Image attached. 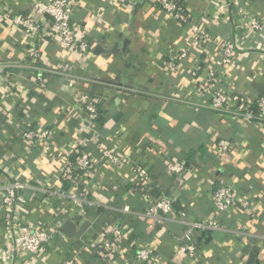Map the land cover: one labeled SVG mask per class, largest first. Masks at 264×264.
I'll use <instances>...</instances> for the list:
<instances>
[{
    "label": "crops",
    "instance_id": "crops-1",
    "mask_svg": "<svg viewBox=\"0 0 264 264\" xmlns=\"http://www.w3.org/2000/svg\"><path fill=\"white\" fill-rule=\"evenodd\" d=\"M180 1L184 17L176 20L162 12L161 0H77L71 24L89 44L81 53L45 35V17L38 35L12 22L16 14H29V0H0V264H264V120L232 111L238 103L255 109L264 92V35L242 25L251 17L264 20V0ZM206 31L211 40L199 42ZM225 39L234 56L220 84L238 101L217 112L199 85L218 64ZM32 46L36 60L28 55ZM80 90L100 99L101 124L89 122L76 102ZM26 130L48 134L30 141ZM220 139L230 150L214 157ZM80 142L92 160L80 185L94 203L86 208L49 195L66 193L61 162ZM96 142L115 144L124 164L107 162ZM175 162H184L183 173L168 171ZM135 164L144 166L175 211L186 210L188 221L218 222L196 234V254L180 249L186 230L180 222L148 227L141 212L149 204L132 181ZM220 180L237 196L222 214L210 200ZM14 181L25 186L7 211L3 187ZM59 206L60 226L69 217L75 224L72 236L57 234L37 254L10 252L14 222L57 226ZM110 223L122 232L111 242L117 253L108 256L99 244ZM139 248L149 251V262L134 260Z\"/></svg>",
    "mask_w": 264,
    "mask_h": 264
},
{
    "label": "built area",
    "instance_id": "built-area-1",
    "mask_svg": "<svg viewBox=\"0 0 264 264\" xmlns=\"http://www.w3.org/2000/svg\"><path fill=\"white\" fill-rule=\"evenodd\" d=\"M30 12L29 14H16L12 17V22L20 26L24 32L31 35H38L40 32L39 22L40 18H47L50 22V28L45 35L51 38H57L59 43L69 49L77 50L81 53H86L89 44L79 36L75 27L71 24V17L77 5V0H29ZM161 9L164 14L171 15L176 20L182 19V6L178 5L176 0H161ZM243 28L247 32L255 31L264 35V20L261 22L257 18L245 19L242 23ZM210 32H201L198 34V41L208 43L211 40ZM28 55L32 60H36L39 56V51L36 47L32 46L28 50ZM234 46L225 39L220 43V56L217 65L212 66L205 74L203 82L199 85L202 93L207 95L209 99V107L217 112L224 111V108L230 102H237V97L233 96L231 99L226 94L220 84V77L223 73L225 65L233 59ZM169 67L173 69L175 62H169ZM2 67L0 66V71ZM199 70V68L197 69ZM196 72H194L195 74ZM42 76L35 77L36 82H42ZM76 102L87 114L89 122L94 123L98 115V103L100 99L90 95L84 90L77 92ZM239 104V105H238ZM236 105L237 111L232 110L234 113L238 112L243 119L251 120L255 117L264 120V92L259 96L255 103V109L249 110L248 104L238 103ZM48 132L43 131H24L23 135L26 140L34 141ZM86 140L83 141L84 144ZM82 142L74 146L70 152L64 157L60 166V178L64 184L67 185L66 193L63 192H49V195L66 198L71 204L82 206L83 208L91 207L94 203L90 198L83 196L80 191L82 179L88 177L92 171V160ZM96 149L100 152L101 157L113 164L122 165L125 158L117 151V146L112 144L107 147L99 142L95 143ZM215 150L212 151L214 157H221L228 153L230 150V142L227 139H220L215 145ZM185 168L184 162L171 163L168 166V171L181 174ZM133 183L142 188V197L148 202V207L141 212V216L146 221L150 229L161 226L169 219L176 220L183 224L185 227L184 238L185 241L180 245V249L190 255L196 254V234L200 231L212 230L218 227V222L215 220L205 222L188 221L186 219V210L175 211L172 201L166 195L159 194L153 196L150 193L152 189V182L148 173L142 164H135L132 169ZM24 184L19 181L7 183L3 187L2 203L7 211H11L14 201L19 198L18 191L24 188ZM210 200L214 209L218 214L225 213L228 208L237 202V196L233 189L223 180H220L210 194ZM246 202H241V206H246ZM63 208L59 206L56 212V221L61 224L60 217L63 213ZM124 211L129 212L127 208ZM70 218V217H69ZM60 224L57 226H43L38 227L31 221H17L11 227V245L10 252L16 251L25 254H37L42 248L55 238L61 232L58 230ZM107 236L106 240L99 244V248L106 250V255L117 253L118 245H113L111 242L117 240L122 232L121 225L110 223L102 229ZM134 260L140 262H149L150 253L145 248H139L134 252ZM64 264H72L71 260L66 261Z\"/></svg>",
    "mask_w": 264,
    "mask_h": 264
},
{
    "label": "trees",
    "instance_id": "trees-1",
    "mask_svg": "<svg viewBox=\"0 0 264 264\" xmlns=\"http://www.w3.org/2000/svg\"><path fill=\"white\" fill-rule=\"evenodd\" d=\"M176 2H177L178 5H181V1L180 0H176ZM97 107H98V115L95 118L94 123L99 125V124H101L103 122V119H104L103 115H104L105 111L102 110L101 101L98 103ZM150 193L153 196H158L159 195V190L152 186V189L150 190Z\"/></svg>",
    "mask_w": 264,
    "mask_h": 264
},
{
    "label": "water",
    "instance_id": "water-1",
    "mask_svg": "<svg viewBox=\"0 0 264 264\" xmlns=\"http://www.w3.org/2000/svg\"><path fill=\"white\" fill-rule=\"evenodd\" d=\"M75 224L71 221L70 218H67L63 224L58 228L60 232H63L67 236H72L74 233Z\"/></svg>",
    "mask_w": 264,
    "mask_h": 264
}]
</instances>
